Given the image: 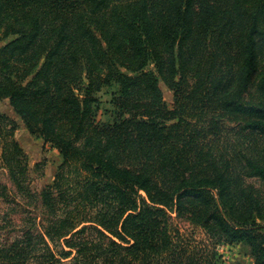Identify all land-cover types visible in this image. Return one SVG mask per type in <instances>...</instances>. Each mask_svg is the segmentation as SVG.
<instances>
[{
	"label": "trees",
	"instance_id": "16d2710c",
	"mask_svg": "<svg viewBox=\"0 0 264 264\" xmlns=\"http://www.w3.org/2000/svg\"><path fill=\"white\" fill-rule=\"evenodd\" d=\"M0 28L17 36L0 102L63 158L33 190L0 111L1 218L22 222L0 264H225L213 240L264 264V195L244 187L264 181V0H0ZM112 83L104 122L96 93Z\"/></svg>",
	"mask_w": 264,
	"mask_h": 264
},
{
	"label": "rangeland",
	"instance_id": "374dc122",
	"mask_svg": "<svg viewBox=\"0 0 264 264\" xmlns=\"http://www.w3.org/2000/svg\"><path fill=\"white\" fill-rule=\"evenodd\" d=\"M16 37L17 36L14 35L5 37L4 30L0 28V50L8 43L15 40ZM159 85L166 104L169 108H172L176 98L175 91L172 90L163 79H160ZM118 90V84L112 83L111 85L104 86L96 93V96L100 99L99 108L97 110L98 119L104 122L114 121L115 105L112 99L114 93L118 92ZM0 111L17 122L18 128L15 136L29 156L31 186L33 190L37 192L42 191L44 187L53 183L58 173V168L63 162L60 152L51 144H45L43 138L30 133L21 117L14 111L8 99H4L0 102ZM222 120H225V125L227 126H237L235 121L229 120L227 117H222ZM1 184H11L8 175L4 171H0V185ZM247 186L250 187L247 193L259 198H262L261 196L264 195V181L260 178H247L244 187ZM262 207V217L257 218V222L260 224H264V204ZM6 208L7 204L3 203V199L0 196V226H2L0 228L1 243L11 241L14 237L19 235L22 230V222L20 220L21 212H18V210L11 212V214L14 215L13 222H2L1 216ZM234 219L239 223L238 217ZM180 225L184 228L189 227V223L186 221H180ZM261 233H264V230H262ZM196 235L199 239L206 238V235L200 230L196 232ZM212 243L213 248L222 254L225 264H255L256 258L252 246L247 242H236L233 245H229L224 242L213 240Z\"/></svg>",
	"mask_w": 264,
	"mask_h": 264
}]
</instances>
